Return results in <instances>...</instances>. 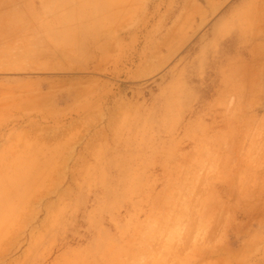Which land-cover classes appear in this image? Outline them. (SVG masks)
Masks as SVG:
<instances>
[{
	"label": "rangeland",
	"instance_id": "1",
	"mask_svg": "<svg viewBox=\"0 0 264 264\" xmlns=\"http://www.w3.org/2000/svg\"><path fill=\"white\" fill-rule=\"evenodd\" d=\"M80 3L143 30L162 66L100 75L94 162L64 166L84 203L21 264H264V0Z\"/></svg>",
	"mask_w": 264,
	"mask_h": 264
},
{
	"label": "crops",
	"instance_id": "2",
	"mask_svg": "<svg viewBox=\"0 0 264 264\" xmlns=\"http://www.w3.org/2000/svg\"><path fill=\"white\" fill-rule=\"evenodd\" d=\"M80 1L0 0V264L68 236L63 215L84 198L69 191L64 166L94 158L85 144L114 111L102 106V79L121 69L138 80L162 66L157 59L148 72L143 30L120 29L114 13Z\"/></svg>",
	"mask_w": 264,
	"mask_h": 264
}]
</instances>
